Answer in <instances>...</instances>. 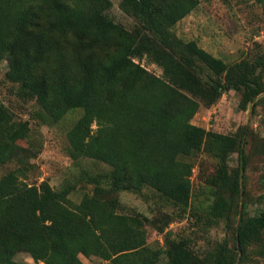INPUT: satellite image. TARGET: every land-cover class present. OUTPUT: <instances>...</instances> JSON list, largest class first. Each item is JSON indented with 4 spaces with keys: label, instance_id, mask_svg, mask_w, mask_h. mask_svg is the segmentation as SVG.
<instances>
[{
    "label": "trees",
    "instance_id": "1",
    "mask_svg": "<svg viewBox=\"0 0 264 264\" xmlns=\"http://www.w3.org/2000/svg\"><path fill=\"white\" fill-rule=\"evenodd\" d=\"M199 1L121 0L119 10L135 21L126 30L108 18L109 0H0V62L6 61L7 78L36 101L49 123L59 121L69 103L77 105L82 113L65 136L68 157L109 168L105 197H98V187L77 204L67 199L69 187L26 184L30 150L11 141L20 131L0 106V165L17 164L0 177V264H17L19 252L42 264H83L79 256L157 264L162 254L166 264H236L237 252L253 242L264 260V208L247 220L235 211L234 252L223 242L199 257L183 241L163 250L147 247L149 221L121 213L111 196L149 188L185 207L190 158L199 152L216 160L214 201L204 225L227 221L232 197L240 194L244 127L237 135L207 131L187 121L184 105L190 97L210 106L222 92L240 89L239 109L251 104L252 112L264 92L254 71L264 61L226 65L193 41L176 38L171 28ZM143 58L161 75L147 72L138 63ZM233 153L231 182L226 161Z\"/></svg>",
    "mask_w": 264,
    "mask_h": 264
},
{
    "label": "rangeland",
    "instance_id": "2",
    "mask_svg": "<svg viewBox=\"0 0 264 264\" xmlns=\"http://www.w3.org/2000/svg\"><path fill=\"white\" fill-rule=\"evenodd\" d=\"M106 14L114 23L126 30H132L135 21L123 14L118 4L121 0H109ZM172 33L182 42L193 41L196 46L220 59L226 65L251 64L264 61V0H201L197 6L172 28ZM138 63L149 73L160 76V69L145 58ZM5 60L0 62V106L12 116L20 131L11 137L16 145L30 150L25 160L24 182L37 186L45 181L53 191L71 188L67 199L77 204L83 194L91 195L99 187L98 197H105L106 175L109 168L88 159L71 160L67 153L66 133L80 117L81 109L68 104L62 118L56 123L44 119L34 99L24 97L18 84L7 76ZM264 89V66L254 71ZM241 91L230 89L210 106H204L196 99L187 98L184 114L187 121L207 131L222 135H237L244 127L243 139L244 170L239 173L240 194L232 197L228 220L205 226L203 215L214 201L216 187L211 183L216 173V160L199 152L190 158V196L185 207L173 206L149 188L140 191H121L111 195L119 203L124 214L146 218V245L150 249H165L170 243L183 241L197 256L212 251L216 245L225 242L234 252V229L239 219L235 211L241 212V219L255 217L264 208V92L245 110L239 109ZM227 174L232 182L237 166V156L230 154L226 161ZM17 168L15 163L0 165V177ZM97 180V184L93 183ZM228 192H223L227 199ZM83 264H104L98 258L85 259ZM17 264H42L33 262L23 252L16 253ZM157 264H166L162 254ZM236 264H264L261 247L248 243L242 253L237 252Z\"/></svg>",
    "mask_w": 264,
    "mask_h": 264
},
{
    "label": "water",
    "instance_id": "3",
    "mask_svg": "<svg viewBox=\"0 0 264 264\" xmlns=\"http://www.w3.org/2000/svg\"><path fill=\"white\" fill-rule=\"evenodd\" d=\"M239 184L241 185V181H239Z\"/></svg>",
    "mask_w": 264,
    "mask_h": 264
}]
</instances>
